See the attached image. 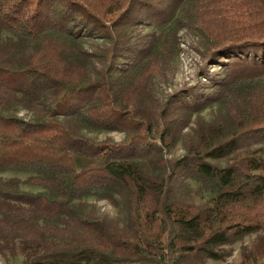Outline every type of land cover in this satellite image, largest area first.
I'll use <instances>...</instances> for the list:
<instances>
[{
  "label": "trees",
  "instance_id": "obj_1",
  "mask_svg": "<svg viewBox=\"0 0 264 264\" xmlns=\"http://www.w3.org/2000/svg\"><path fill=\"white\" fill-rule=\"evenodd\" d=\"M182 31L202 64L168 92ZM250 235L264 264V0H0L2 257L204 264Z\"/></svg>",
  "mask_w": 264,
  "mask_h": 264
},
{
  "label": "rangeland",
  "instance_id": "obj_2",
  "mask_svg": "<svg viewBox=\"0 0 264 264\" xmlns=\"http://www.w3.org/2000/svg\"><path fill=\"white\" fill-rule=\"evenodd\" d=\"M179 36H180L179 38L180 51L175 60L176 73L173 81L170 82V84L167 85L166 87L168 92L177 89L180 85L185 83L193 84L196 81L197 69L202 64V57L200 53L194 48V45L192 43L193 39L189 36H186L185 31L180 32ZM201 80L203 81V83L207 82L205 78ZM19 115L23 116L28 114L25 110H21L19 112ZM204 115L207 119H209L211 117L210 109H206L204 111ZM88 134L91 137L97 139L112 137L117 141L122 140L124 137V134L118 131H113V132L96 131V132H88ZM252 145L258 146L260 145V143L254 142ZM183 153H184L183 146L181 143H178L175 147H173L170 151H167L164 155L167 158H172V157H180L181 155H183ZM2 175L4 177L17 176L22 180H25L27 178V175L21 173H17L15 175L13 173H5ZM191 184H192L191 189L188 194L189 200L195 203H201L205 201V199L207 198L206 194L203 193L198 188V184L194 181H192ZM22 187L23 189L29 191L38 190V188L29 186L27 184H22ZM89 201L96 205L100 213H106L110 217L121 218V220H124L126 217L125 211L123 210L122 206H116L107 200H96L95 198H90ZM255 239H256V235L246 236L242 240L237 241L226 247L231 252L230 255L225 258V260L222 261L207 260L204 264H238L241 261V252L243 247L251 246ZM21 262H22L21 256L17 257L16 259L13 258L6 259L0 255V264H21Z\"/></svg>",
  "mask_w": 264,
  "mask_h": 264
}]
</instances>
